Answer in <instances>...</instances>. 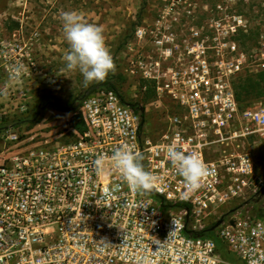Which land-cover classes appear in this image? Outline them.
<instances>
[{"label":"built area","instance_id":"obj_1","mask_svg":"<svg viewBox=\"0 0 264 264\" xmlns=\"http://www.w3.org/2000/svg\"><path fill=\"white\" fill-rule=\"evenodd\" d=\"M164 1L137 26L126 67L172 102L162 131L151 134L142 107L108 88L83 99L76 113L85 128L72 122L66 138L0 112V264H138L141 256L152 264H264V211L240 203L256 177L264 100L243 104L235 91L240 77L264 71V41L258 51L242 48L247 24L225 12V0ZM9 48L15 43L0 25V93L24 99L25 112L27 92L9 78ZM125 144L142 153L154 191H131L112 166L113 150ZM170 144L211 169L190 199L167 159ZM219 219L213 235L194 234Z\"/></svg>","mask_w":264,"mask_h":264},{"label":"rangeland","instance_id":"obj_2","mask_svg":"<svg viewBox=\"0 0 264 264\" xmlns=\"http://www.w3.org/2000/svg\"><path fill=\"white\" fill-rule=\"evenodd\" d=\"M199 4H214L215 0H198ZM164 0H0V25L5 28L8 39L15 43V49H8L13 65H22V73L13 84L27 92V109L22 112L24 99L8 93H0V112L3 120H33L35 128L51 129L52 134L68 137L72 115L67 108L72 102L83 99L102 86L93 83L87 88L79 72L65 70L63 57L68 44L63 36L59 15L64 11H75L85 22L102 26L105 42L113 56L116 71L108 78L116 84L118 91L132 104H139L143 110L150 133L162 131L171 110L172 102L164 97L146 95L148 83L137 73L127 72V60L135 51V30L137 26L151 22L164 5ZM204 2V3H202ZM226 13H239L247 24V31L240 36L245 51L259 50L264 41V0H225ZM205 13L200 10L199 13ZM215 13V12H214ZM17 29L19 35H13ZM247 34L246 37L243 35ZM20 45V46H18ZM133 46V48H130ZM255 75V74H254ZM149 81V82H148ZM142 86V88H141ZM87 94L82 100L80 97ZM79 97V99H75ZM262 99V98H261ZM255 100V99H254ZM264 100V98H263ZM248 104L250 101H241ZM253 151L256 160V177L247 190L243 205L253 207V214L264 211V141L256 143ZM223 257L237 262L235 254H229L221 246Z\"/></svg>","mask_w":264,"mask_h":264},{"label":"clouds","instance_id":"obj_3","mask_svg":"<svg viewBox=\"0 0 264 264\" xmlns=\"http://www.w3.org/2000/svg\"><path fill=\"white\" fill-rule=\"evenodd\" d=\"M63 36L68 44V51L63 60L65 70L79 72L83 85L87 88L93 83L106 81L110 73H115L116 65L108 48L102 26L88 23L75 11H64L59 15ZM22 73V65H13L9 72L10 79H17ZM166 156L177 174L183 178L186 191L183 199H190L202 187V181L211 174L208 165L194 153L186 152L179 145L170 144ZM112 166L117 169L127 187L133 192L150 193L156 188V178L142 164L143 155L125 144L116 147L110 157ZM104 157L95 161L97 170L102 169ZM110 195L106 191L98 200ZM138 264H152L148 256H141Z\"/></svg>","mask_w":264,"mask_h":264},{"label":"trees","instance_id":"obj_4","mask_svg":"<svg viewBox=\"0 0 264 264\" xmlns=\"http://www.w3.org/2000/svg\"><path fill=\"white\" fill-rule=\"evenodd\" d=\"M243 36L246 37L247 34H244ZM96 86H102L103 88L114 89L122 96L124 100H126L124 96L118 91L116 84L112 81L111 78L107 77L106 81L100 82ZM144 91L146 95L148 94V95L155 96L156 95L155 84L153 82L148 83V86L146 87ZM235 91H236L237 98L240 102L245 101V100H249L251 102L252 100L259 99V98L263 99L264 98V71L258 74H255V75H247L244 77H240L238 81L235 83ZM86 95L87 94L82 95L80 99L82 100ZM75 99H79V97H76ZM80 105H81V102L80 103L72 102L71 108L69 111L73 113L72 122L75 128L78 129L79 131H83L85 128V124L83 122L81 115L79 113H76ZM132 106L135 108L136 111H139V109H141V107L137 103L132 104ZM176 205L179 207H189V205L185 203H178ZM210 228L211 226H208L204 228L203 230L194 232V234L213 235V231H211Z\"/></svg>","mask_w":264,"mask_h":264},{"label":"water","instance_id":"obj_5","mask_svg":"<svg viewBox=\"0 0 264 264\" xmlns=\"http://www.w3.org/2000/svg\"><path fill=\"white\" fill-rule=\"evenodd\" d=\"M67 108H71V106L67 107ZM40 112H37L36 116L33 118V120L35 121L37 119V117L39 116ZM222 222V219H219L214 225L211 226L210 230L213 231L220 223ZM233 223V220L231 221Z\"/></svg>","mask_w":264,"mask_h":264}]
</instances>
